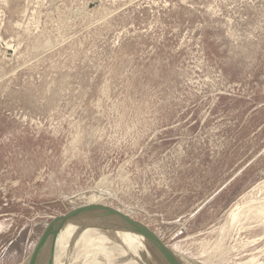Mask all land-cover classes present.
Listing matches in <instances>:
<instances>
[{"label": "rangeland", "instance_id": "obj_1", "mask_svg": "<svg viewBox=\"0 0 264 264\" xmlns=\"http://www.w3.org/2000/svg\"><path fill=\"white\" fill-rule=\"evenodd\" d=\"M83 205L264 264V0H0V264Z\"/></svg>", "mask_w": 264, "mask_h": 264}, {"label": "bare ground", "instance_id": "obj_2", "mask_svg": "<svg viewBox=\"0 0 264 264\" xmlns=\"http://www.w3.org/2000/svg\"><path fill=\"white\" fill-rule=\"evenodd\" d=\"M5 50L11 52L8 47H6ZM100 201L102 200L100 199ZM242 206H245V204H243ZM242 206H240V208H242ZM238 212H240V210H236L234 214H238ZM234 214H232V222H234V220L238 218V216H234ZM82 222L79 223L82 225ZM105 222L101 220L95 221L93 219L92 221H89L90 224L87 223L83 225L84 228L76 227L75 225L78 222L76 224L72 222L68 223L60 232L61 234L63 231H65L63 234V238H61V240L57 239V241L55 242V250L53 249L54 253L55 251L57 252V259L55 260V264H155L153 260L156 258L153 257H157L158 255L155 252L154 253L157 256L153 255V251H155V249L153 250L152 247L149 246L144 237L131 233L139 241L137 242L134 239L124 235L122 233L124 230L115 221L107 220V223ZM232 222H230V226H232ZM72 224H74V226L73 228L70 227L71 229L68 232L69 228L67 227H69L68 225ZM97 224H100L101 227H98ZM236 224H238V222H236ZM223 231L224 229L222 230V232ZM68 234L70 235L69 240L71 238L70 241L66 240L68 239ZM51 241H53V238H50L49 242ZM51 244L52 242L49 244V246ZM64 246L66 249L62 251V247ZM142 251L145 252V256L144 254L141 255ZM42 252L43 250L39 254L35 264H43V262L46 260L42 256L44 255ZM172 252L176 255V257L178 256L175 251ZM59 255L60 257L58 258ZM151 258H153V260ZM47 260L49 261V259ZM249 260H252V258ZM119 261L121 262L119 263ZM159 261L162 262V259ZM158 262L156 263L158 264ZM187 262L186 264H188ZM182 264L184 263L182 262Z\"/></svg>", "mask_w": 264, "mask_h": 264}, {"label": "water", "instance_id": "obj_3", "mask_svg": "<svg viewBox=\"0 0 264 264\" xmlns=\"http://www.w3.org/2000/svg\"><path fill=\"white\" fill-rule=\"evenodd\" d=\"M104 218L115 221L125 232L144 237L149 246H151L153 250L155 249V252L164 260L165 264H182L180 258L178 256L176 257L167 245L164 244L163 241L150 229L129 216L122 214V212L104 205L78 206L53 218L52 221L46 225L23 263L35 264L39 254L42 250H45V247L48 248L54 246L57 238L60 236V232L68 223H77L82 221L85 223L90 219H96V221L99 219L98 221H100ZM50 238H53V241H51L52 244L49 246L51 243L49 242Z\"/></svg>", "mask_w": 264, "mask_h": 264}]
</instances>
